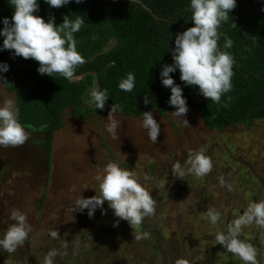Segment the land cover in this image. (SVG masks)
Instances as JSON below:
<instances>
[{
    "label": "rangeland",
    "instance_id": "obj_1",
    "mask_svg": "<svg viewBox=\"0 0 264 264\" xmlns=\"http://www.w3.org/2000/svg\"><path fill=\"white\" fill-rule=\"evenodd\" d=\"M253 7L264 13V0ZM7 98L15 100V95L7 91L0 73V104ZM109 110L82 120L73 116L71 108L67 109L64 126L54 134L50 165L42 146L25 141L17 148L0 147V234L12 223L9 212L16 208L26 214L32 229L29 237L34 239L32 244L26 240L11 254L0 252V264H43L50 248L58 243L67 244L64 242L72 239V226L77 222L68 212L72 210V201L79 194L95 195L94 188L98 192L94 177L110 161L135 171L151 189L156 210L145 227L153 229L171 251L164 264H177L178 260L184 264H243L216 242L215 234L241 215L249 202L264 200V118L250 126L213 129L189 105L183 117L189 122L187 126L172 111L163 115L153 110V117L160 123L157 142L153 143L141 126L142 116L120 112L114 113L120 127L118 138L112 139L105 127ZM189 150H203L211 160L213 167L206 176L186 174L178 178L171 173L172 164H183ZM148 177H155V182ZM44 191L47 200L39 209L38 195ZM103 207L105 213L110 209L106 201ZM210 207L221 212L216 225L206 216ZM99 210L92 217L86 210L85 219L91 220L90 224L97 222ZM158 210L162 215H157ZM105 213L100 222H113L114 215ZM119 222L109 237L122 235L121 232L129 236L138 230H131L126 220ZM56 229L60 239L49 235L50 230ZM241 238L257 249L260 264H264V227L244 226ZM105 255L113 262L117 253L109 250ZM61 257L55 258V264L60 263Z\"/></svg>",
    "mask_w": 264,
    "mask_h": 264
},
{
    "label": "trees",
    "instance_id": "obj_2",
    "mask_svg": "<svg viewBox=\"0 0 264 264\" xmlns=\"http://www.w3.org/2000/svg\"><path fill=\"white\" fill-rule=\"evenodd\" d=\"M259 1L236 0L229 19L219 28V44L224 43L225 37L230 38L233 43L226 51L235 60L232 88L222 95L220 103L201 95L198 86L185 85L178 69L170 73L174 82L181 86L187 104L213 129L238 124L250 126L255 120L264 118V13L253 7ZM188 5L189 0H80L79 3L70 0L67 5L56 8L39 0L36 14L45 20L54 16L55 23L59 24L65 15L72 18L80 15L84 19L81 30L74 35L85 63L76 68L72 82L59 74H40L34 59L13 57L10 50H0V62H7L9 66L1 73L2 81L7 91L15 95L19 120L29 132L26 141L42 146L48 165L51 164L54 134L64 126L67 109L71 108L73 116L82 120L103 114L112 103L119 104L121 110L118 112L126 116H142L141 113L153 110L163 115L174 111V106L168 103L170 88L162 85L160 71L164 64L172 63L171 49L175 46L176 34L194 23ZM12 11L10 0H0V18L10 19ZM2 42L3 37H0V44ZM128 72L135 74V87L131 92H124L118 88V81ZM93 86L109 92L103 109L95 110L85 105ZM38 196V207L43 209L48 194L44 191ZM99 211L97 222L92 224L85 219L86 209L68 211L77 222L72 226V239L64 242L67 243L66 252L60 243L55 246L65 252L58 264L165 263L171 251L160 242L153 229L145 227L150 216L141 226H129L133 231L139 229L149 233L148 238L137 241L133 234L127 236L121 231L123 236L109 237V232L117 229L120 223L114 226V222L125 220L114 216L111 223L100 222L105 212ZM112 212L110 208L106 213ZM157 215H162L159 210ZM33 242V238L27 239V243ZM109 250L118 255L112 258L113 262L105 255ZM102 259L105 261H100Z\"/></svg>",
    "mask_w": 264,
    "mask_h": 264
},
{
    "label": "clouds",
    "instance_id": "obj_3",
    "mask_svg": "<svg viewBox=\"0 0 264 264\" xmlns=\"http://www.w3.org/2000/svg\"><path fill=\"white\" fill-rule=\"evenodd\" d=\"M12 15L0 18V37L3 42L0 50H10V54L25 59L32 58L38 62L37 71L40 74H59L69 82L76 75V68L85 63L84 56L77 50L75 33L84 25L82 16L74 18L65 15L61 23H55V17L47 20L36 14L39 11V0H10ZM70 0H45L49 7L59 8L67 5ZM77 3L80 0H76ZM236 6V0H189L191 11V27L186 28L175 36L174 48L171 49L172 63L164 64L160 71L161 83L170 88L168 103L174 106L172 115L186 126L189 125L184 115L188 111L186 97L182 88L174 82L170 73L177 69L180 80L189 86H198L199 93L210 101L220 103L222 95L232 88L233 55L226 51L231 48L233 41L225 37L224 43L219 44L221 24L229 19L230 11ZM7 62H0V73L8 70ZM135 87V74L128 72L118 81V88L124 92H131ZM107 89L93 86L89 90L88 104L94 109H103L109 97ZM148 102L147 97L145 103ZM121 110L119 104L112 103L108 112L106 131L112 139H117V129L120 121L114 113ZM142 114L141 126L146 130L149 140L157 142L160 133V123L153 117L151 111ZM20 110L16 101L7 98L0 104V147L19 146L27 139L29 132L19 120ZM213 165L203 150H189L184 163L177 161L172 164L171 173L178 178L186 174L196 177L206 176ZM94 179L98 182V192L84 197L81 194L72 201V212L87 210L92 217L97 208L101 213L106 201L113 210L115 217L126 220L133 226H141L145 218L153 215L156 202L150 194L149 188L141 181L132 169L121 167L118 161L108 162L101 173ZM155 182V177L146 178ZM223 184V180L221 179ZM230 187V186H229ZM208 221L216 225L221 220V212L214 207L206 211ZM12 221L7 229L0 234V252L11 254L23 245L31 232V225L27 216L19 209L9 212ZM119 220L114 222V226ZM255 224L264 227V200H252L243 213L232 220L226 227L215 234V240L233 256L238 257L243 264H260L257 249L241 238L242 228ZM50 237L60 239L58 230H50ZM147 231L137 230L133 239L139 241L148 238ZM67 249V244H62ZM65 252L57 248H50L44 256L43 264H55L58 255ZM177 264H184L178 260Z\"/></svg>",
    "mask_w": 264,
    "mask_h": 264
},
{
    "label": "flooded vegetation",
    "instance_id": "obj_4",
    "mask_svg": "<svg viewBox=\"0 0 264 264\" xmlns=\"http://www.w3.org/2000/svg\"><path fill=\"white\" fill-rule=\"evenodd\" d=\"M263 183H264V181H263Z\"/></svg>",
    "mask_w": 264,
    "mask_h": 264
}]
</instances>
